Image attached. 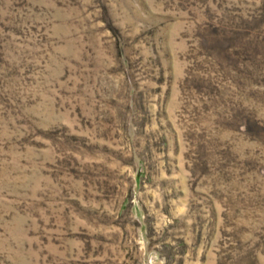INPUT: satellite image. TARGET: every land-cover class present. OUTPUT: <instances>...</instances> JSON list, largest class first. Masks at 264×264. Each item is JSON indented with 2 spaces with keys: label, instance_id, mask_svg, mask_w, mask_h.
Masks as SVG:
<instances>
[{
  "label": "rangeland",
  "instance_id": "1",
  "mask_svg": "<svg viewBox=\"0 0 264 264\" xmlns=\"http://www.w3.org/2000/svg\"><path fill=\"white\" fill-rule=\"evenodd\" d=\"M0 264H264V0H0Z\"/></svg>",
  "mask_w": 264,
  "mask_h": 264
}]
</instances>
